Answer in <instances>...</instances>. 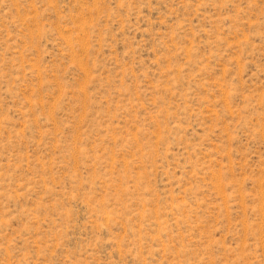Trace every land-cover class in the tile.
Returning a JSON list of instances; mask_svg holds the SVG:
<instances>
[{
    "label": "rangeland",
    "instance_id": "obj_1",
    "mask_svg": "<svg viewBox=\"0 0 264 264\" xmlns=\"http://www.w3.org/2000/svg\"><path fill=\"white\" fill-rule=\"evenodd\" d=\"M0 264H264V0H0Z\"/></svg>",
    "mask_w": 264,
    "mask_h": 264
}]
</instances>
